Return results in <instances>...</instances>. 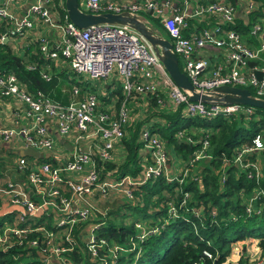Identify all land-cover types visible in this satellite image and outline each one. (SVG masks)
<instances>
[{
	"label": "built area",
	"instance_id": "built-area-1",
	"mask_svg": "<svg viewBox=\"0 0 264 264\" xmlns=\"http://www.w3.org/2000/svg\"><path fill=\"white\" fill-rule=\"evenodd\" d=\"M79 5L83 7L79 8L81 11L89 14L150 15L170 38L178 63L181 60L182 72L197 89L231 86L251 90L254 96L264 99V63L253 69L247 67L264 51V19H248L253 13L264 12V0H236L235 4L228 0H78ZM61 6V0H0V24L5 31L0 35V46L32 37L44 59H50L55 67L65 65L83 83L106 82L116 77L122 99L115 107L114 99L108 97L112 93L104 91L101 96L110 99V103L103 106L99 97L87 90L79 101L62 106L41 92L26 93L13 75H0V104L9 109L8 124L0 126V146L21 145L50 159L37 163V158L28 162L19 157L14 162L18 171L30 169L25 181L0 180V200L18 212L11 224L0 226V253L33 251L41 264H76L73 255L78 251L89 258L90 264H114L122 249L117 245L109 247L99 236L111 206L134 204V192L161 177L181 184L196 162L210 158L208 135H203L202 147L194 153L188 168H181L174 176L165 141L146 127L139 131V141L143 143L140 171L119 175L115 168L106 170L105 164L116 163L114 156L125 128L134 122L133 109L148 113V104L154 98L164 107L162 92L168 110L181 108L185 117L211 120L243 115L248 119L254 108L189 102L138 34L108 25L80 30L69 22L67 15L59 16L57 8ZM241 15L257 47L232 29ZM209 49L222 51L225 64L211 65L203 55ZM253 71L261 73L260 80ZM41 75L46 81L50 79L49 72L43 71ZM79 90L73 87L74 97ZM0 110L1 120V106ZM55 135L62 142H57ZM177 137L183 138L184 132ZM187 141L193 143L190 138ZM263 149L258 136L249 150L237 153L234 163L249 170V178L252 172L258 178L259 166L244 162L243 155ZM187 198L185 194L180 208ZM263 210L264 202L256 206L252 200L245 209L249 216L261 215ZM168 213L177 218L173 204H169ZM136 227L141 240L158 231L139 224ZM203 254L211 258L207 252ZM260 254L258 248L252 264H264Z\"/></svg>",
	"mask_w": 264,
	"mask_h": 264
},
{
	"label": "trees",
	"instance_id": "trees-1",
	"mask_svg": "<svg viewBox=\"0 0 264 264\" xmlns=\"http://www.w3.org/2000/svg\"><path fill=\"white\" fill-rule=\"evenodd\" d=\"M228 1L232 4L236 2ZM64 2L65 0H61L62 6L57 8L60 17L66 15ZM262 8L264 9V5ZM239 17L232 29L247 43L251 42L249 26L243 25L246 19L243 15ZM258 18L264 19V12L248 16L250 21ZM148 21L160 32L161 27L157 22L153 24ZM2 25L0 24V35L5 33ZM23 39V43L18 46L9 41L0 46V75H13L26 93L41 92L46 98L62 106L79 101L87 91L86 84L76 81L75 75L65 65L55 67L50 59H44L38 43L31 40V37ZM43 71L50 73L48 81L42 78ZM74 86L80 88L75 97L72 93ZM111 97L115 107H118L122 99L120 89L113 92ZM160 98L166 100L164 92L160 94ZM99 99L103 106L110 103V99L105 97L100 96ZM156 99L150 100L148 109H158V113H152L151 116L155 115L159 120L148 128L165 141L170 157L173 152L179 159L181 168H188L194 153L202 147L200 139L203 135H208L207 151L210 158L196 162L194 169L181 184L177 181L168 182L161 177L136 190L134 204L111 206L100 227L99 236L106 240L109 247L117 245L122 249L116 264H227L232 245L248 239L257 241L260 255L264 258V210L261 215L252 216L245 211L251 200L256 206L264 202L261 195H264V149L247 151L243 155L244 162L259 166L258 178L254 172L252 178H249V170L234 163L237 153L249 150L256 137L259 136L264 146V110L254 109V114L248 119L243 115H235L207 120L185 117L181 108L179 111L168 110L157 103ZM140 124L136 121L126 126L125 136L118 144L114 156L116 163L105 164L106 170L115 168L119 175H135L140 171L143 156L140 152L143 143L139 141L138 134ZM180 132H184L181 139L177 137ZM187 138L193 143H188ZM18 158L10 150L0 152V176L5 178L0 180L14 183L25 181L30 169L26 168L24 173L19 172L14 164ZM24 159L28 162L35 160L28 157ZM46 161L49 162L50 159H37L35 162ZM171 162L172 158L170 164ZM172 172L174 173V169ZM185 194H188V198L180 208ZM169 204L176 207L177 218L169 215ZM118 209H124L131 217L129 225H124L123 218L112 219L118 215ZM138 224L147 230L158 231L141 240L140 230L136 227ZM204 252L211 255V258L205 256ZM74 254L76 264H90L89 258L83 253L76 251ZM35 257L33 251L14 250L0 253V264H40ZM246 262L243 256L237 264Z\"/></svg>",
	"mask_w": 264,
	"mask_h": 264
},
{
	"label": "water",
	"instance_id": "water-1",
	"mask_svg": "<svg viewBox=\"0 0 264 264\" xmlns=\"http://www.w3.org/2000/svg\"><path fill=\"white\" fill-rule=\"evenodd\" d=\"M64 7L69 22L80 30L108 25L125 27L138 34L148 44L174 85L187 95L189 102L209 106L240 105L264 110V99L254 96L247 89L231 86H220L204 91L197 89L180 70L178 59L172 51L170 42L152 27L146 17L127 12L89 14L79 9L78 0H65ZM248 65L251 69L256 66L254 62H249ZM253 72L260 80L261 73ZM74 106L77 107L78 105L75 104ZM66 147L67 149L71 148L68 144ZM15 154L19 157L44 158L42 153L31 148H26ZM121 204L123 205V203Z\"/></svg>",
	"mask_w": 264,
	"mask_h": 264
},
{
	"label": "rangeland",
	"instance_id": "rangeland-1",
	"mask_svg": "<svg viewBox=\"0 0 264 264\" xmlns=\"http://www.w3.org/2000/svg\"><path fill=\"white\" fill-rule=\"evenodd\" d=\"M79 8L83 10V7H81L79 5ZM148 20L152 21L153 24H155L154 20L152 19V17L150 15H147V14H143ZM63 24V23H62ZM160 33L161 35L168 41H170V38L168 37V35L165 33V31H163L162 29H160ZM19 44V43H18ZM18 44H16L18 46ZM262 56L264 57V53L262 54ZM179 65H180V68L182 69L181 67V60H179ZM212 65V63H211ZM210 65V66H211ZM76 81L78 82H82L80 79H77L76 77L74 78ZM86 84V88L87 90H89L90 92L96 94L98 97L101 96V93H103L102 91H107L109 93H113L117 90L120 89V85L116 79V77H113L110 78L108 81L106 82H99V81H89L87 83H84ZM106 84H109L110 86L109 87H105ZM101 88V89H99ZM109 97V95H108ZM110 98H112L110 96ZM162 102H163V106L164 108L167 106V103L162 99ZM151 112L149 113H144L142 112L141 110L139 109H133L132 111V114H133V118H134V122L135 123L136 121L140 124V127L138 129V134H139V131L143 128H146V127H150L151 125L155 124L156 122H158L159 118L156 117L155 115L151 116L152 113H158V109L156 108H152V109H149ZM1 111V110H0ZM139 116L142 117V119L139 118ZM148 119V122H146V120ZM119 152L120 149H119ZM141 152V151H140ZM171 158H172V162H171V165L173 167V169H175V172H178L181 170V163L179 161V159L174 155V153L172 152L171 153ZM0 179H5L3 176H0ZM2 183V182H1ZM107 217V216H106ZM105 217V218H106ZM113 218H116L117 220H119L120 218H123V223L124 225H129L131 222H132V219L131 217L127 214V212H125L124 209H118V215H116V217H112ZM247 250H248V255H247V258L250 260L248 261L246 264H252V263H255V259L258 255V252L254 249L253 245L252 244H249L247 246ZM240 248L239 246L238 247H235V250L230 254L229 258H228V262L229 264H237L238 261H239V258L241 257L240 255ZM73 256H76V254H74ZM120 256L117 255V257L114 259V264L117 263V260ZM35 260H38L37 257H35ZM39 262V261H37ZM40 263V262H39ZM41 264V263H40Z\"/></svg>",
	"mask_w": 264,
	"mask_h": 264
},
{
	"label": "crops",
	"instance_id": "crops-1",
	"mask_svg": "<svg viewBox=\"0 0 264 264\" xmlns=\"http://www.w3.org/2000/svg\"><path fill=\"white\" fill-rule=\"evenodd\" d=\"M200 26H203V25H200ZM23 40H24L23 38L15 39V42H13V43H14V45H16L18 43L22 44ZM31 40L35 41V39L32 38V37H31ZM250 41L253 42V43L248 42V43H250L251 46L257 47V42H256L255 39L250 37ZM263 53H264V51L262 53H260L259 59L254 62L255 65L260 66V65H262L264 63V57L262 56ZM203 55L212 64L215 63V62L217 64H221V65L225 64V58L223 56V52L222 51H217L215 49H209L207 51H204ZM262 57H263V59H262ZM247 67L250 68L249 65H247ZM109 86H110L109 84L105 85V87H109ZM99 89H101V88H99ZM102 92H104V90ZM0 106H1V109L4 111V114L2 115L1 120H0V126H6L8 124V119L6 117H7L8 113H9V109H8L6 104H0ZM55 138H56L57 142H59V143L62 142V139L59 138L57 135H55ZM25 149L26 148L21 146V145L18 146V147H9L8 145H1L0 146V152H5L6 153L8 150H10L14 155H15V153H18L19 151H23ZM174 173L177 174V172H175V169H174ZM119 204L122 205L121 203H119ZM17 213H18L17 210L11 208L6 203H4L2 200H0V226H5L7 224H11L13 222V219H14V214L16 215ZM249 244H252L254 249L258 252L257 241L253 240V239H248V240L236 243L235 245H232V250L231 251L233 252L235 250V247L239 246V248L241 250V254H242L241 257L244 256L246 259H248L247 258V255H248L247 246ZM227 261H228V259H227Z\"/></svg>",
	"mask_w": 264,
	"mask_h": 264
}]
</instances>
